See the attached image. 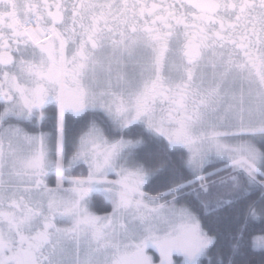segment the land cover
Here are the masks:
<instances>
[{
	"label": "snow or ice",
	"instance_id": "1",
	"mask_svg": "<svg viewBox=\"0 0 264 264\" xmlns=\"http://www.w3.org/2000/svg\"><path fill=\"white\" fill-rule=\"evenodd\" d=\"M0 264H264V0H0Z\"/></svg>",
	"mask_w": 264,
	"mask_h": 264
}]
</instances>
